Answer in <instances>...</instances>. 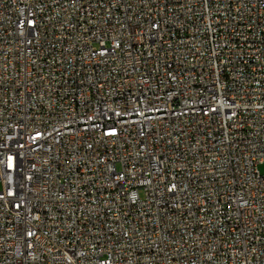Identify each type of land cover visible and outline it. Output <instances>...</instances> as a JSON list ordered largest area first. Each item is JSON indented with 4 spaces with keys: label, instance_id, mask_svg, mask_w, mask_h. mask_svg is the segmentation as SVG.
<instances>
[{
    "label": "built area",
    "instance_id": "obj_1",
    "mask_svg": "<svg viewBox=\"0 0 264 264\" xmlns=\"http://www.w3.org/2000/svg\"><path fill=\"white\" fill-rule=\"evenodd\" d=\"M263 162L264 0H0V264H264Z\"/></svg>",
    "mask_w": 264,
    "mask_h": 264
},
{
    "label": "rangeland",
    "instance_id": "obj_2",
    "mask_svg": "<svg viewBox=\"0 0 264 264\" xmlns=\"http://www.w3.org/2000/svg\"><path fill=\"white\" fill-rule=\"evenodd\" d=\"M259 170L262 174H264V162L259 165ZM140 195L144 196L143 190L140 191Z\"/></svg>",
    "mask_w": 264,
    "mask_h": 264
},
{
    "label": "bare ground",
    "instance_id": "obj_3",
    "mask_svg": "<svg viewBox=\"0 0 264 264\" xmlns=\"http://www.w3.org/2000/svg\"><path fill=\"white\" fill-rule=\"evenodd\" d=\"M182 114H174V122H181Z\"/></svg>",
    "mask_w": 264,
    "mask_h": 264
}]
</instances>
